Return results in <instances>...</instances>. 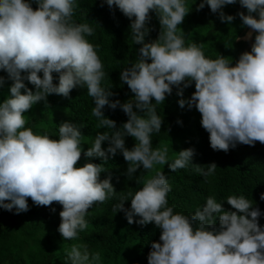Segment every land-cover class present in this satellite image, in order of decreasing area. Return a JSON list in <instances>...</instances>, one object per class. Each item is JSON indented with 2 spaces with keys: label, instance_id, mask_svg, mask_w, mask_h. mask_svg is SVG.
I'll list each match as a JSON object with an SVG mask.
<instances>
[{
  "label": "clouds",
  "instance_id": "9594fccd",
  "mask_svg": "<svg viewBox=\"0 0 264 264\" xmlns=\"http://www.w3.org/2000/svg\"><path fill=\"white\" fill-rule=\"evenodd\" d=\"M104 2L132 21L131 41L140 45L137 62L120 72V80L134 94L124 103L110 100L113 93L101 86L104 66L96 47L85 38L93 36L94 29L72 20L77 0H0V71L12 81L7 98L0 102V209L15 210L17 215L27 212L28 197L36 206L58 202L63 210L57 231L63 240L77 239L88 226L89 209L117 195L111 176L100 179L105 172L103 163L110 157L123 155L129 165L128 179L141 167L149 171L155 165H167L175 172L194 166L193 149L180 151L168 163V150L153 148L151 137L161 132L164 122L157 106L172 94L173 87L183 97V90L195 83L191 98L179 99L178 105H187L189 110L195 107L201 114V126L209 133L214 151L227 153L240 144L254 147L257 141L264 144V0H238L247 10V15L238 13L239 18L257 34L250 52L242 53L235 66L222 56L206 58L203 45L185 46L178 26L189 14L187 0ZM236 3L202 0L196 11L207 5L213 14L219 13L222 23H231L235 17L222 9ZM150 12L156 14L160 33L155 41L145 42L152 31L147 26ZM246 38L251 39L252 32ZM4 85L5 79L0 77V88ZM77 87H86L93 98L92 115L99 120L98 127L111 130L98 132L87 151L81 143L82 126L72 122L58 125V140L25 127V113L33 106L40 102L47 106L52 94L69 98ZM106 106L111 110L119 107L127 122L118 128L104 115ZM126 137L136 141L131 150L125 146ZM105 142L109 145L106 150L102 147ZM82 153L86 159L98 158L102 163L76 167ZM194 167L205 177L218 168L215 163L206 172L201 166ZM170 191L167 177L158 173L134 195L129 193L130 210L124 207L127 197L121 196V202L114 205V211H123L129 224L154 223L161 230V242L151 245L148 264H264L262 213L253 207V201L230 196L226 202L236 211H225L223 203L210 196L189 217L174 214L168 206ZM260 200L264 201V193ZM99 260V253L73 246L66 264H97Z\"/></svg>",
  "mask_w": 264,
  "mask_h": 264
},
{
  "label": "trees",
  "instance_id": "16d2710c",
  "mask_svg": "<svg viewBox=\"0 0 264 264\" xmlns=\"http://www.w3.org/2000/svg\"><path fill=\"white\" fill-rule=\"evenodd\" d=\"M201 2L202 0H187L189 14L178 26L183 33L178 34L183 35L185 46L192 43L203 45L201 50L206 58L215 60L222 56L235 66L242 53L250 52L257 34L254 35L252 44L242 41L252 29L243 25L238 13L247 15V10L240 6L238 0L236 4L224 6L222 11L235 19L231 23H222L219 13L213 14L207 5L196 11ZM32 7L36 10L37 5L33 4ZM149 15L151 19L147 26L152 31L145 37V42H150L152 34L158 39L160 33L156 14L150 12ZM72 20L77 24L87 23L94 29V35L85 38L96 47L104 66L105 78L101 86L113 93L110 100L124 103L132 99L134 94L120 80V72L138 60L137 50L140 45L132 44V21L118 8L114 11L110 9L104 0H77ZM40 75L42 77V73ZM53 76L56 77L57 74L53 73ZM0 77L5 79L4 87L0 88L2 102L7 98L12 81L5 71H0ZM24 83L35 91L28 81L25 80ZM56 83L58 79H54V84ZM177 91L173 87L172 94L157 106V113L164 122L161 132L154 133L151 137L153 148L167 149L168 163L174 162L180 151L193 149V165L203 167L206 172L207 166L215 163L218 168L213 175L202 176L192 165L175 172H171L167 165H155L149 171L141 167L128 179V162L118 153L103 163L105 172L100 177L103 180L111 176L117 195L103 204H94L89 209L86 216L88 226L79 232L77 239L63 240L57 231L61 224L59 213L63 210L58 202H53L50 206H36L28 197L27 212L17 215L14 214L15 210L8 212L0 209V264H66L73 246L81 250L86 247L92 254L99 253L100 260L97 264H148L151 245L161 242V230L154 223L146 226L129 224L123 211H114V205L121 202V196L127 197L124 207L130 210L132 196L129 193L134 195L158 173H164L171 186L167 201L168 206L173 207L174 214L190 217L206 204L210 196L218 203H223L225 211H236L226 200L230 196H243L253 201V207L261 211L259 226L264 229V201L260 200V194L264 193V144L257 141L254 147L240 144L235 149L230 148L227 153L214 151L210 146L209 133L201 126V114L195 107L189 110L187 105L184 108L178 105L179 99L191 98L195 92V83L183 90V97L178 96ZM152 103H155L154 98ZM93 107V98L87 94L86 87L73 89L69 98L52 94L47 97V106L40 102L25 113V127L31 128L34 134L48 135L58 140V125L72 122L82 126L81 143L84 151H87L92 147L98 132H111L98 127L99 120L92 115ZM134 111L137 110L134 108ZM104 115L115 121L118 128L128 120L119 107L111 110L106 106ZM135 144L134 138L126 137V148L131 150ZM108 146L107 142L102 145L105 150ZM78 162L97 165L102 163L98 158L86 159L83 153ZM138 219L140 218L134 217V220Z\"/></svg>",
  "mask_w": 264,
  "mask_h": 264
},
{
  "label": "rangeland",
  "instance_id": "374dc122",
  "mask_svg": "<svg viewBox=\"0 0 264 264\" xmlns=\"http://www.w3.org/2000/svg\"><path fill=\"white\" fill-rule=\"evenodd\" d=\"M251 32H252V38L251 39H247V38H245V39H243L242 41H245V42H247V43H250V44H252V42H253V37H254V35L256 34V32H254L253 30H251ZM156 39V36L155 35H151L150 36V41H154ZM134 97H132V99H133ZM84 164V162L83 163H79V162H77V165H76V167H80L81 165H83Z\"/></svg>",
  "mask_w": 264,
  "mask_h": 264
}]
</instances>
